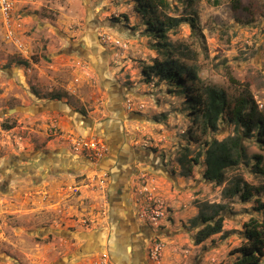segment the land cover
Returning <instances> with one entry per match:
<instances>
[{
  "label": "rangeland",
  "instance_id": "374dc122",
  "mask_svg": "<svg viewBox=\"0 0 264 264\" xmlns=\"http://www.w3.org/2000/svg\"><path fill=\"white\" fill-rule=\"evenodd\" d=\"M12 1L20 25L17 36L25 48L22 51L5 39L0 23V113L49 100L60 101L67 110L0 116V264H55L62 259L64 264H90L96 254L83 251L88 238L115 231L109 196L113 178L100 160L75 149V139L86 133L66 115L69 111L90 118L95 131L96 126L109 130L119 121L122 137L129 138L126 144L141 147L140 158L153 163L133 161L131 198L124 206L164 233L156 238L165 244L163 264H231L235 249L243 243L240 230L253 204L228 202L222 193L226 183L217 185L204 178V156L191 176L183 174L178 163L183 147L190 146L195 154L208 135L199 132V141L190 142L192 116L185 96L173 84L158 83L157 77L146 80L143 69L162 57L137 1ZM170 1L171 15L198 16L196 31L184 21L169 33V41L193 51L195 58L183 61L198 66L199 85L223 88L230 99L249 89L264 111V0ZM115 39L126 45L118 46ZM76 47L84 51H75ZM53 94L61 99H51ZM121 98L123 120L113 106L116 102L121 108ZM129 112L133 116L125 119ZM6 124L12 127L5 128ZM92 134L98 133L88 136ZM232 134L234 126L223 123L214 136L223 139ZM244 143L249 156L264 155L254 140ZM46 150L58 158L61 174L48 173L55 167L52 161L37 168L45 172L39 183L22 171L13 172L26 165L23 156L29 162ZM73 165L77 171H64ZM239 172L250 182L261 181L243 165ZM206 202L228 203L224 231L230 234L219 233L195 244L198 229L192 219ZM120 204L117 201L115 212ZM152 208L165 214L156 224L142 215Z\"/></svg>",
  "mask_w": 264,
  "mask_h": 264
},
{
  "label": "trees",
  "instance_id": "16d2710c",
  "mask_svg": "<svg viewBox=\"0 0 264 264\" xmlns=\"http://www.w3.org/2000/svg\"><path fill=\"white\" fill-rule=\"evenodd\" d=\"M136 1L140 11L147 15V30L157 40L155 48L162 57L155 58L152 64L143 69L146 80L157 77L158 83L164 81L173 84L178 94L185 96L186 108L192 116V127L188 129L190 142L199 141L196 135L199 132L203 136L208 135L203 147L195 154L190 146L183 147L178 157L183 174L191 176L195 165L204 156V178L217 185L226 183L222 193L228 202L238 199L243 204H253L250 218L242 223L240 230L243 243L235 249L237 256L231 264H260L264 259V155L255 153L249 156L244 141L252 139L264 150V111L249 89L230 99L223 88L199 85L198 66L183 61V58H195L193 51L186 45L180 49L169 41V33L184 21L196 31L199 24L197 15H171L170 0ZM176 52H179L178 56H175ZM51 99H61V96L53 94ZM223 123L233 125L234 134L219 139L214 134ZM11 127L5 125V128ZM242 165L261 181H248L239 172ZM229 172H233L230 178ZM228 207V203L206 202L201 205L199 214L192 219V225L198 229L193 236L195 244H201L219 233H223L224 237L229 236V231H224L226 216L223 214Z\"/></svg>",
  "mask_w": 264,
  "mask_h": 264
},
{
  "label": "flooded vegetation",
  "instance_id": "af4514ba",
  "mask_svg": "<svg viewBox=\"0 0 264 264\" xmlns=\"http://www.w3.org/2000/svg\"><path fill=\"white\" fill-rule=\"evenodd\" d=\"M73 49L80 52L84 51V49L77 47ZM121 94L124 95L126 93L121 91ZM121 101H123L122 98ZM122 106L123 104H121V109L117 110L121 117L120 120H123L122 117L124 116H122V114H125ZM66 115L73 118L76 122L75 125L81 128L82 132H85L86 135L91 132L101 135L106 145H108V151L110 150L109 153H106L100 160L99 164L103 165L113 178L109 183V196L111 203L110 214L115 231L114 233L112 232L111 236H106L104 232H99L94 238L90 236L83 247V249H85L83 251L86 252V255L99 254L105 251L115 264H150L148 250L153 240L164 233L140 221L136 214L132 213L131 209H128V207L126 209L125 206H128L126 202L130 201L131 198L129 182L130 177L135 171L134 166L132 167L133 161L147 162L149 164L153 163L150 160H143L140 158L141 149L139 147H130L126 144L129 143V138L128 135L122 137L123 132L121 131L122 129L120 128L119 121L111 123L109 130H106L108 129L107 127L96 126V129L99 130L98 132L94 130L92 123L83 120L86 115L78 111H69ZM132 116L133 113H126L125 119H130ZM25 159L27 161L26 165L14 167L16 171L14 169L13 172L16 173L18 170L19 173L22 171L23 173L29 174L38 183L42 180V175H44L45 172L41 174L37 171V168L41 167L47 161H52L53 165H55V167L49 170L48 173L50 175L62 173L58 158H55V154L48 150L42 155H34L33 159L29 162L28 157L25 158L24 156L21 158V161H25ZM59 161L62 160L59 159ZM64 171L75 172L77 171V167L73 165L71 168ZM11 176L12 174L8 175L7 181ZM117 201L121 202L120 211L115 212L114 207ZM122 205L125 206L123 207ZM116 225L119 230H116Z\"/></svg>",
  "mask_w": 264,
  "mask_h": 264
},
{
  "label": "built area",
  "instance_id": "2783aa9c",
  "mask_svg": "<svg viewBox=\"0 0 264 264\" xmlns=\"http://www.w3.org/2000/svg\"><path fill=\"white\" fill-rule=\"evenodd\" d=\"M0 23L4 29L5 39L15 44L20 50L23 51L24 45L17 36L19 23L14 17V3L12 0H0ZM106 40V39H105ZM114 42L119 45H126L122 43L120 39H115ZM75 149L77 151H85L87 155L92 159L101 160L107 151V145L104 138L99 134H92L90 136L85 135L75 139ZM143 217L148 216V220L153 224H156L159 218L165 214L163 211L152 208L149 214L143 212ZM165 244L163 241L156 239L152 242L148 250V258L151 264H163V252ZM90 264H115L109 254L105 251L96 254V257L90 261Z\"/></svg>",
  "mask_w": 264,
  "mask_h": 264
},
{
  "label": "water",
  "instance_id": "95a60500",
  "mask_svg": "<svg viewBox=\"0 0 264 264\" xmlns=\"http://www.w3.org/2000/svg\"><path fill=\"white\" fill-rule=\"evenodd\" d=\"M52 109L65 111L67 110V106L61 103L60 101L49 100L47 102L32 105L29 107L17 106L15 108L5 109L2 113H0V116L9 115V114H12L13 112H19V111H30V112L39 113V112H43L46 110H52ZM83 120L89 123H92L91 119L88 117H84ZM62 234L65 235V233H62ZM56 264H64V260L62 259L61 261H58Z\"/></svg>",
  "mask_w": 264,
  "mask_h": 264
},
{
  "label": "crops",
  "instance_id": "0c3cea01",
  "mask_svg": "<svg viewBox=\"0 0 264 264\" xmlns=\"http://www.w3.org/2000/svg\"><path fill=\"white\" fill-rule=\"evenodd\" d=\"M119 104H120V107H121V100L119 101ZM113 106H114V109H117V110H120L121 108H119V106H118V104L116 103V102H114L113 103ZM115 107H117V108H115ZM131 147V146H130ZM139 148H141V147H139ZM116 230H119L118 228H117V225H116Z\"/></svg>",
  "mask_w": 264,
  "mask_h": 264
}]
</instances>
